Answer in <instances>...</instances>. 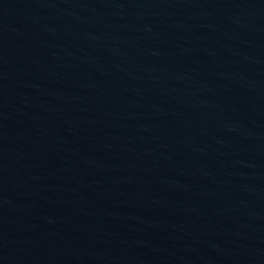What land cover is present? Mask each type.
<instances>
[{"label": "water", "instance_id": "95a60500", "mask_svg": "<svg viewBox=\"0 0 264 264\" xmlns=\"http://www.w3.org/2000/svg\"><path fill=\"white\" fill-rule=\"evenodd\" d=\"M0 264H264V0H0Z\"/></svg>", "mask_w": 264, "mask_h": 264}]
</instances>
